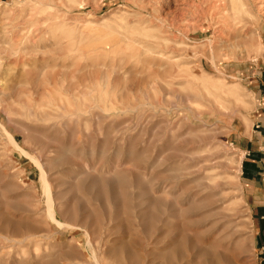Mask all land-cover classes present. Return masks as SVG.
<instances>
[{
    "label": "rangeland",
    "instance_id": "obj_1",
    "mask_svg": "<svg viewBox=\"0 0 264 264\" xmlns=\"http://www.w3.org/2000/svg\"><path fill=\"white\" fill-rule=\"evenodd\" d=\"M95 261L264 264V0H0V264Z\"/></svg>",
    "mask_w": 264,
    "mask_h": 264
},
{
    "label": "bare ground",
    "instance_id": "obj_2",
    "mask_svg": "<svg viewBox=\"0 0 264 264\" xmlns=\"http://www.w3.org/2000/svg\"><path fill=\"white\" fill-rule=\"evenodd\" d=\"M258 5V4H257ZM260 5V4H259ZM262 7V6H261ZM258 8V7H257ZM245 13H249L248 11H245ZM260 16V15H259ZM180 70V69H179ZM9 142L13 145V146H15V147H18L16 144H15V142L12 140V139H9ZM40 172H41V175H40V179H41V182L42 183H44L45 184V181H44V173L42 172V170L40 169ZM41 183V184H42ZM44 185L42 184V187H43ZM45 187H47L46 186V184H45V186H44V188L43 189H45ZM48 188L46 189V194L48 195ZM44 193V194H45ZM50 197V196H49ZM49 197H48V199H49ZM50 200V199H49ZM46 204H47V202H46ZM51 204H52V202H51ZM46 207H47V205H46ZM51 207H52V205L50 206V204L48 205V207H47V212H46V216L48 217V219L50 220H52L51 222H53L54 224H55V226L57 225V227H60L61 228V223H59L56 219H55V217H53V212H52V210H51ZM50 217V218H49ZM157 230V229H156ZM170 248V247H169ZM192 249H194V248H192ZM95 259V258H94ZM55 260H56V258H55ZM54 260V261H55ZM94 264H99L97 261H95V263Z\"/></svg>",
    "mask_w": 264,
    "mask_h": 264
},
{
    "label": "crops",
    "instance_id": "obj_3",
    "mask_svg": "<svg viewBox=\"0 0 264 264\" xmlns=\"http://www.w3.org/2000/svg\"><path fill=\"white\" fill-rule=\"evenodd\" d=\"M252 138H253V137H252ZM252 138H249V139H248V142H249V143L254 142V143H252V144H253V148H254L255 150H258L259 147H258V144H256V142H258V141H257V138H256V137H254L253 139H252Z\"/></svg>",
    "mask_w": 264,
    "mask_h": 264
}]
</instances>
